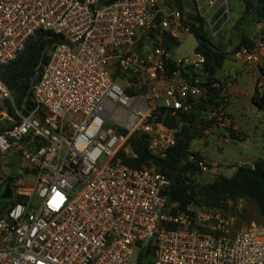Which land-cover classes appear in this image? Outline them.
Returning a JSON list of instances; mask_svg holds the SVG:
<instances>
[{
    "label": "built area",
    "instance_id": "built-area-1",
    "mask_svg": "<svg viewBox=\"0 0 264 264\" xmlns=\"http://www.w3.org/2000/svg\"><path fill=\"white\" fill-rule=\"evenodd\" d=\"M196 3L218 35L229 20L228 1ZM38 31L61 42L36 72L28 115L0 78V122L13 121L7 102L19 118L0 132V181L10 154L27 168L10 178L0 264H140L149 244L152 264H264V225L233 232L217 211L193 204L174 211L168 176L119 158L132 153L134 134L146 135L152 154L167 158L195 108L197 127L236 130L224 109L231 84L209 102L222 87L218 75L209 80L207 56L172 54V41L190 33L182 12L162 10L160 0H0V67ZM235 56L264 75V41ZM189 161L203 172L213 167Z\"/></svg>",
    "mask_w": 264,
    "mask_h": 264
},
{
    "label": "rangeland",
    "instance_id": "rangeland-1",
    "mask_svg": "<svg viewBox=\"0 0 264 264\" xmlns=\"http://www.w3.org/2000/svg\"><path fill=\"white\" fill-rule=\"evenodd\" d=\"M195 1L181 0L187 25L195 24V18L199 16ZM227 1L230 16L220 33L213 35L206 23H204L203 30L208 37L211 48L225 56L226 62L216 79V83L222 87L220 92L227 83H230L232 89H237L240 94L231 100L229 87L227 91L228 101L225 102L224 106L225 112L232 120L236 130L228 129L227 133H224L215 129L207 131L209 125L198 127L191 151L200 153L206 161L212 163L213 167L209 172L190 170L182 175V178L187 194L193 198L191 204L202 211H212L202 206V202L205 201V189H208L209 185H214L213 189L219 188V186L225 188V186L227 187L226 182L237 172L238 168L242 166L253 167L256 161L264 159V109H260L252 103V96L256 87L259 97H264V75L259 69L249 67L235 56L240 49L241 41L253 45L264 41V21L251 17L241 22L246 12V1ZM248 1L254 5L259 2V0ZM160 5L164 11L176 9L177 0H160ZM196 25L198 26V24ZM197 46L198 42L191 32L183 34L180 36L179 45L172 50V54L176 59H184L191 56L196 51ZM119 84L123 86L124 82L119 80ZM24 165L25 163H21L18 158L15 167L9 171L6 177L15 178L20 176L21 172L27 173V168ZM146 168H152V166ZM5 182L6 180L0 181V199ZM225 193L227 192L225 191ZM225 203H227L228 208L217 212L224 213L223 216L230 221L231 231H241L252 223L264 225V219L259 216L257 207L253 202L240 200L234 205L225 200ZM1 215L2 213H0Z\"/></svg>",
    "mask_w": 264,
    "mask_h": 264
},
{
    "label": "trees",
    "instance_id": "trees-1",
    "mask_svg": "<svg viewBox=\"0 0 264 264\" xmlns=\"http://www.w3.org/2000/svg\"><path fill=\"white\" fill-rule=\"evenodd\" d=\"M245 1L246 12L241 22L251 17H256L259 21H264V0H259L256 5L248 0ZM176 9L180 10L184 16L181 0H177ZM195 19V24L187 25L184 17V24L186 27H190L191 34L198 42L196 52L203 53L208 58L207 70L209 72V80H215V77L222 70L226 62L225 56L217 53L211 48L208 37L203 30L205 21L200 15ZM196 24H198V26ZM60 42L58 37L52 36L44 31H38L27 43L24 51L21 52L12 63L0 67L1 80L12 91L16 108L25 115H28L34 107L32 86L36 81V72L42 64L47 62L48 54L53 46ZM178 45L179 42L177 41H172L171 43V46L174 47ZM246 46H253V44L241 41L239 48ZM215 92V95H209V102H214L218 98L217 96L220 90H216ZM252 103L258 108L264 109V97H259L257 87L252 96ZM7 104L9 105L8 114L12 117L13 121L6 120L0 122V132L11 129L19 121L11 103L7 102ZM199 118V108H195L192 115L184 121L181 131L177 133L176 147L169 152L165 159L152 154L149 149L147 136L142 134H134L130 138L129 145L132 150L131 154L127 155L121 153L119 156L122 162L132 169H142L147 166H152L158 172L168 176L172 184L169 190L166 191V195L168 196L170 206L173 204L178 205L177 208H174V211L183 209L193 203V198L187 194L182 175L190 170L199 171V169L189 161L190 157H195L199 160L204 159L200 153H193L191 151L192 143L196 139L198 132L197 121ZM167 124L170 127L175 126L172 121H168ZM10 178L12 177H7L6 182ZM226 184L227 187L225 186L224 188L219 186V188L216 187V189H213L214 185H209L208 189H205V201H203V205H201L211 210L221 211L222 209L228 208L225 200L227 202H232L234 205L240 200L251 201L256 205L259 216L264 219V159L256 161L253 167L242 166L238 168L237 172L229 178ZM224 190L227 193H225ZM222 215H224V213ZM151 256L152 249L149 244L140 251L139 263L152 264Z\"/></svg>",
    "mask_w": 264,
    "mask_h": 264
},
{
    "label": "crops",
    "instance_id": "crops-1",
    "mask_svg": "<svg viewBox=\"0 0 264 264\" xmlns=\"http://www.w3.org/2000/svg\"><path fill=\"white\" fill-rule=\"evenodd\" d=\"M229 90H230V94L232 96L231 100H234L235 98H237V96H240L239 91L237 89H235V88L232 89V87H231ZM17 159H18V157L16 155H14V154L9 155L6 167L3 170L4 174H5V178H7L6 175H8L9 171H11L15 167Z\"/></svg>",
    "mask_w": 264,
    "mask_h": 264
},
{
    "label": "water",
    "instance_id": "water-1",
    "mask_svg": "<svg viewBox=\"0 0 264 264\" xmlns=\"http://www.w3.org/2000/svg\"><path fill=\"white\" fill-rule=\"evenodd\" d=\"M203 83H204V87L206 88L207 87L206 86V83H207L206 78H203ZM4 109H5V106H1L0 107V119L3 118L2 117V112H3ZM11 183H12V180L8 179V181L4 185V189H3V193H2V199H6V200H11L12 201L13 192H12Z\"/></svg>",
    "mask_w": 264,
    "mask_h": 264
},
{
    "label": "flooded vegetation",
    "instance_id": "flooded-vegetation-1",
    "mask_svg": "<svg viewBox=\"0 0 264 264\" xmlns=\"http://www.w3.org/2000/svg\"><path fill=\"white\" fill-rule=\"evenodd\" d=\"M12 201L11 200H6V199H0V213L4 214V212L7 211V209L10 207Z\"/></svg>",
    "mask_w": 264,
    "mask_h": 264
}]
</instances>
